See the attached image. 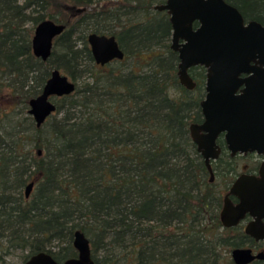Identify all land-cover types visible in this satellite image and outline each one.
<instances>
[{"label":"trees","instance_id":"trees-1","mask_svg":"<svg viewBox=\"0 0 264 264\" xmlns=\"http://www.w3.org/2000/svg\"><path fill=\"white\" fill-rule=\"evenodd\" d=\"M164 1L62 0L50 10L51 0H0V264L11 248L26 249V260L40 251L58 261L76 256L78 229L95 264H234L230 250L244 242L221 227V197L189 135L205 68H192L194 93L179 84L169 15L154 9ZM226 1L264 24V0ZM80 7L75 20L64 12ZM44 19L66 25L46 61L32 51ZM91 32L115 35L121 62L131 58L137 69L104 72ZM55 68L77 87L54 98L56 112L38 127L29 101ZM22 112L42 154L26 151L25 132L10 129ZM56 241L64 246L54 250Z\"/></svg>","mask_w":264,"mask_h":264},{"label":"water","instance_id":"water-1","mask_svg":"<svg viewBox=\"0 0 264 264\" xmlns=\"http://www.w3.org/2000/svg\"><path fill=\"white\" fill-rule=\"evenodd\" d=\"M86 8H77L78 12ZM165 10L172 27L170 48L178 53L177 76L181 85L192 88L189 68H205V96L200 102L202 121L189 125L190 137L202 155L213 178L210 161L217 158L220 147L216 140L222 134L231 155L235 153L264 154V24L246 21L240 10L226 0H165L154 6ZM66 25L44 19L37 24L32 38L34 55L50 58L55 39ZM88 42L99 65L125 58L115 35L91 32ZM76 81L55 68L42 91L29 101V114L41 127L57 110L55 97L75 92ZM42 154V151H38ZM34 181L27 184L29 197ZM230 194L239 198L233 204ZM249 213L253 221L245 232L255 239H264V162L259 176L241 174L223 198L219 212L223 225L231 226ZM73 246L77 255L59 262L52 253L40 251L24 264H95L90 238L78 229ZM235 264H247L264 253L253 254L250 248L236 247L230 252Z\"/></svg>","mask_w":264,"mask_h":264},{"label":"flooded vegetation","instance_id":"flooded-vegetation-1","mask_svg":"<svg viewBox=\"0 0 264 264\" xmlns=\"http://www.w3.org/2000/svg\"><path fill=\"white\" fill-rule=\"evenodd\" d=\"M160 11H162V10H160ZM245 20L249 21V20H256V19H245ZM260 23H262V22H260ZM171 32H172V27H171ZM169 41H170V43H169V47H170L171 35H170ZM172 51H174V50H172ZM174 52H176V51H174ZM177 55H178V53H177ZM121 60H123V59H121ZM114 61H116V60H113V61H111L110 63H108L106 65H110ZM178 62H179V59H178ZM106 65H104V66H106ZM196 66H199V65H196ZM196 66H192L188 70L189 75L191 76V78L193 79V81L195 83L192 88H186L185 86L181 85L180 82H179V79H178L179 84L181 86H183L187 91H190L191 93H194V91L197 89V85H198V81L196 79V76L194 74H192V72H193L192 68L196 67ZM176 74H177V71H176ZM177 78H178V76H177ZM201 84H202V91H201V93H199V96H200V100H199L200 113H201L200 102L205 96V78H204V80H203V82ZM201 121H202V114H201L199 120L192 121V122L200 123ZM192 122H190V123H192ZM190 123H189V125H190ZM188 128H189V126H188ZM189 135H190V131H189ZM220 139L222 141H219ZM216 142H217V144L220 147V152H219V155H218L217 158H215V159L210 161L211 169H212V172H213L212 180H210L211 177H210V174H209V172H208V170L206 168V165L204 163V159H203L202 155L198 151L197 152L199 153L200 158L203 161V164L205 166L204 173L207 176L208 182L213 183V181H214V179H215V177L217 175L221 176L222 177V181L224 182V184H223L224 188L221 190V192H223V193H222V195L219 194L220 197H221V206H220V209H219V212H220L222 204H223L224 196L229 191V188L231 187L232 183L236 180V178L239 175L245 173V174H250V175H254V176H259V169H260L262 163L264 162V154L261 155V154L255 153V152H251V153H245V154L235 153L234 155H231L230 151L227 149V146L225 144V141L223 139L222 134L218 136ZM242 160H246V161L241 163ZM223 174H225V175H223ZM228 176H232V177H228ZM229 198H230L231 202L234 205L239 202V198H238V196L236 194H230ZM253 219H254L253 216L247 212L238 221L237 224L231 225V226H225V225H223L222 221L220 220V216H219L221 227L225 231L229 232V234L231 236H233V237H235L237 239L243 240L244 243L242 245H240V246H237V247L250 248L251 252L253 254H257L259 252H263L264 253V239H255L253 236H251L250 234L245 232V227L247 226V224L249 222L253 221ZM262 221L264 223V218L262 219ZM234 248H236V247H234ZM231 250H230V252H231ZM63 261H59V262L61 263ZM256 262H261L262 264H264V259L254 258L253 260H251L247 264H254Z\"/></svg>","mask_w":264,"mask_h":264},{"label":"rangeland","instance_id":"rangeland-1","mask_svg":"<svg viewBox=\"0 0 264 264\" xmlns=\"http://www.w3.org/2000/svg\"><path fill=\"white\" fill-rule=\"evenodd\" d=\"M22 2L24 0H21ZM52 1V8H50V10H57V8L61 7L62 4V0H51ZM160 1V0H157ZM58 4V5H57ZM65 9V8H63ZM65 14L69 15L71 14L73 17V20H75L77 17V9H70V11L68 10H64ZM74 14V15H73ZM76 14V15H75ZM137 17L138 16H134ZM137 18H132L133 20L137 19ZM77 36V42L79 44H82V40L79 39L80 34L78 33ZM168 43H170V41H168ZM148 56H145V59H148ZM84 64H85V68L88 69L87 72L85 73V79L92 81L93 80V67H91V63L85 59H83ZM130 67L135 68V63L133 62V59L131 58H127L125 59L124 62H121V60H116L114 62H112L110 65H106L105 68L103 69V71H111L112 69L115 71L118 70H125V69H129ZM137 69V68H135ZM84 79V80H85ZM80 82V80H79ZM29 114L22 112L20 114H17L13 119L12 122L9 123L10 129H17V130H22L24 131V135L25 137V141H24V145L23 148L26 151H29L31 153L36 154V152L38 150H41L39 148L36 147V137H37V132L36 130L31 126V120L29 119ZM43 152V150H41ZM246 160H242L241 163L245 162ZM228 177H232V176H228ZM214 188L215 190L222 195L223 192H221V190L224 188L223 184L224 182L222 181V177L221 176H216L214 181ZM54 244H56V247H54V250H58L59 247L57 246L58 244H61L64 246V243H58V241H56ZM74 250L76 251V249L74 248ZM26 249H15V248H11L9 251H7V253L5 252L4 254V259H5V264H24L25 260H26ZM77 252V251H76ZM2 253V251H0V254Z\"/></svg>","mask_w":264,"mask_h":264}]
</instances>
